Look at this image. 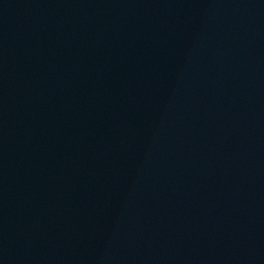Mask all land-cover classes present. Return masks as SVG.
<instances>
[{"label":"water","instance_id":"water-1","mask_svg":"<svg viewBox=\"0 0 264 264\" xmlns=\"http://www.w3.org/2000/svg\"><path fill=\"white\" fill-rule=\"evenodd\" d=\"M0 264H264V0H0Z\"/></svg>","mask_w":264,"mask_h":264}]
</instances>
